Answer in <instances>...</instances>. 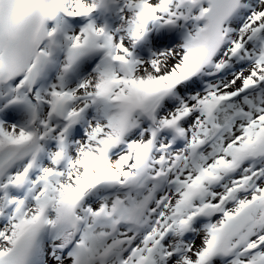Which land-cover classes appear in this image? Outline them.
I'll return each mask as SVG.
<instances>
[{"label": "snow or ice", "instance_id": "obj_1", "mask_svg": "<svg viewBox=\"0 0 264 264\" xmlns=\"http://www.w3.org/2000/svg\"><path fill=\"white\" fill-rule=\"evenodd\" d=\"M0 264H264V0H0Z\"/></svg>", "mask_w": 264, "mask_h": 264}]
</instances>
